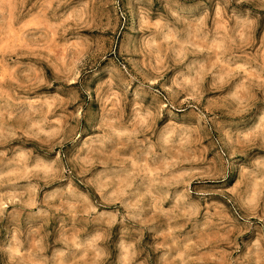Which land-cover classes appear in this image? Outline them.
Returning a JSON list of instances; mask_svg holds the SVG:
<instances>
[{
	"label": "clouds",
	"instance_id": "1",
	"mask_svg": "<svg viewBox=\"0 0 264 264\" xmlns=\"http://www.w3.org/2000/svg\"><path fill=\"white\" fill-rule=\"evenodd\" d=\"M0 264H264V0H0Z\"/></svg>",
	"mask_w": 264,
	"mask_h": 264
}]
</instances>
